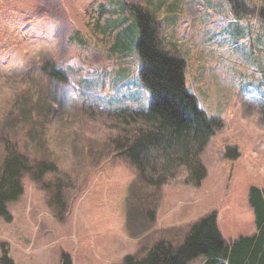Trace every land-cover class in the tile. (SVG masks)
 I'll return each mask as SVG.
<instances>
[{"label": "rangeland", "instance_id": "1", "mask_svg": "<svg viewBox=\"0 0 264 264\" xmlns=\"http://www.w3.org/2000/svg\"><path fill=\"white\" fill-rule=\"evenodd\" d=\"M239 2L0 0V165L8 141L53 166L41 181L26 175L8 204L0 262L7 252L14 264H122L160 240L182 243L211 212L227 243L256 234L248 189L264 190V0ZM131 6L154 17L162 47L185 62L188 91L222 120L198 186L184 167L147 185L116 149L134 131L131 114L152 102ZM117 36L133 46L120 52Z\"/></svg>", "mask_w": 264, "mask_h": 264}, {"label": "trees", "instance_id": "2", "mask_svg": "<svg viewBox=\"0 0 264 264\" xmlns=\"http://www.w3.org/2000/svg\"><path fill=\"white\" fill-rule=\"evenodd\" d=\"M231 1L234 7L240 5L239 0ZM131 8L136 20L129 30L132 32L134 26L138 28L137 50L142 61L140 78L151 92L152 102L148 111L131 114L134 131L121 136L116 149L135 167L140 181L147 185L160 187L184 167L189 181L198 186L207 175L200 155L221 129L222 120L207 115L188 91L185 62L162 47L154 17L138 6ZM117 39L120 52L133 46L127 38L117 36ZM47 70L45 66L49 78L66 83L63 69ZM112 143L115 146L118 141L114 139ZM233 151L232 154L230 150L226 152L227 159L238 157L236 150ZM3 153L0 219L10 222L13 218L7 207L23 196V178L29 175L34 181H41L53 166L30 160L8 141H5ZM248 195L257 228L255 235L227 243L219 229L217 213L211 212L190 226L182 243L174 245L160 240L145 249L142 257L128 255L122 264H189L199 257L205 259L204 264H264V190L251 186ZM65 261L69 263L68 259ZM0 264L14 263L5 252Z\"/></svg>", "mask_w": 264, "mask_h": 264}, {"label": "crops", "instance_id": "3", "mask_svg": "<svg viewBox=\"0 0 264 264\" xmlns=\"http://www.w3.org/2000/svg\"><path fill=\"white\" fill-rule=\"evenodd\" d=\"M248 193H249V189H248ZM248 196H249V195H248ZM248 201H249V197H248ZM256 233H257V228H256ZM240 237H245V236H239L237 239H239ZM237 239H235L234 241H232V243L235 242ZM201 259H202L201 264H204V263H205V259L202 258V257H201Z\"/></svg>", "mask_w": 264, "mask_h": 264}]
</instances>
